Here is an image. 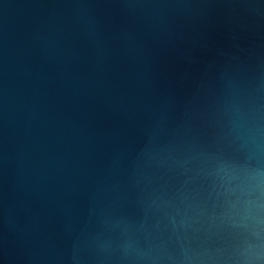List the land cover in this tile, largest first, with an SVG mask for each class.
Listing matches in <instances>:
<instances>
[{
  "label": "water",
  "instance_id": "obj_1",
  "mask_svg": "<svg viewBox=\"0 0 264 264\" xmlns=\"http://www.w3.org/2000/svg\"><path fill=\"white\" fill-rule=\"evenodd\" d=\"M0 264H264V0H0Z\"/></svg>",
  "mask_w": 264,
  "mask_h": 264
}]
</instances>
